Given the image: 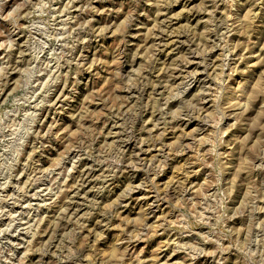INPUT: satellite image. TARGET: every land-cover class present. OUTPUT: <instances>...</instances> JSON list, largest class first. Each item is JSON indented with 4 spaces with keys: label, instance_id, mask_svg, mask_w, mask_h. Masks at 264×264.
<instances>
[{
    "label": "rangeland",
    "instance_id": "1",
    "mask_svg": "<svg viewBox=\"0 0 264 264\" xmlns=\"http://www.w3.org/2000/svg\"><path fill=\"white\" fill-rule=\"evenodd\" d=\"M0 264H264V0H0Z\"/></svg>",
    "mask_w": 264,
    "mask_h": 264
},
{
    "label": "bare ground",
    "instance_id": "2",
    "mask_svg": "<svg viewBox=\"0 0 264 264\" xmlns=\"http://www.w3.org/2000/svg\"><path fill=\"white\" fill-rule=\"evenodd\" d=\"M185 144V143H184Z\"/></svg>",
    "mask_w": 264,
    "mask_h": 264
}]
</instances>
